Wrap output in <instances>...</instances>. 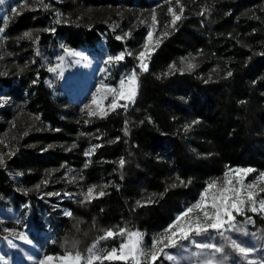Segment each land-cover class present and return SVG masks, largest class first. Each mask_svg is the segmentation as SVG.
<instances>
[{
    "label": "trees",
    "instance_id": "trees-1",
    "mask_svg": "<svg viewBox=\"0 0 264 264\" xmlns=\"http://www.w3.org/2000/svg\"><path fill=\"white\" fill-rule=\"evenodd\" d=\"M183 3L147 70L129 62L138 72L134 100L103 117L81 115L78 105L54 94L42 55L56 36L71 47L93 44L105 25L77 20L67 4L69 22L54 34L52 14L38 9L6 28L18 42L11 45L14 61L0 71L10 99L0 107V153L9 151L0 165V194L9 196L11 172L21 174L17 183L26 191L17 197L24 203L36 199L42 182L59 193L76 191L63 201L70 216L50 220L54 255L85 252L111 229L149 236L230 168L264 171V0ZM109 45L121 47L114 39ZM193 56L196 66L183 69ZM90 188L92 197L83 201Z\"/></svg>",
    "mask_w": 264,
    "mask_h": 264
},
{
    "label": "rangeland",
    "instance_id": "rangeland-1",
    "mask_svg": "<svg viewBox=\"0 0 264 264\" xmlns=\"http://www.w3.org/2000/svg\"><path fill=\"white\" fill-rule=\"evenodd\" d=\"M67 4L77 10V20H84L83 23L87 24L88 22L89 25L94 22L100 23L107 28L93 44L83 43L78 47H71L62 38L56 36L55 39L50 38L49 41L54 42V44H48L47 49L43 51V55L42 51L39 50L42 55V64L46 66L48 72V85L51 86L54 94L65 96L70 103L78 105L81 115L83 113L88 115L89 108L96 109L97 105L93 103L94 94H96L97 103L105 111H111L108 110L107 106L111 104L115 96L107 94L101 88V85H109L119 90L121 79L131 75L134 71L138 81V72L129 62L135 60L139 72L144 71L140 68L141 61L138 54L144 51L148 32L152 31L153 33V43L150 46L154 49L157 46L155 41L160 42L178 21L175 24L172 23L173 13L168 11L169 7L179 16L181 8L184 7L183 0H179V3H177V0H0V29H3V31H0L1 72L6 71L7 60L14 61L16 57L12 53L11 45L15 44L16 41L18 42V40L16 36L6 34V28L11 21L24 11L38 9L52 14L51 24L49 23L48 28L54 34L56 26L65 25L69 22L66 13L68 10ZM13 9H16V11L13 12ZM153 13L156 17L155 23ZM116 37H121V39L118 40ZM112 39L118 40L121 47L118 49L110 48L109 42ZM65 49L69 51H65ZM122 52L125 53L122 60L108 62L110 56H116ZM75 53H79V55ZM127 57L130 58L129 61ZM148 57L145 58L146 63ZM189 64L193 65L190 69L196 66L195 56L185 59L182 62V68L188 70ZM49 69H55V71ZM98 88H101V91L98 92ZM0 97L3 98L0 99V107L10 100L6 87L0 88ZM131 102L121 99L118 104L123 106ZM86 105L89 108H86ZM92 150V148L88 150L87 157L91 156ZM8 155L9 151L6 149L0 153L3 162ZM2 164L0 163V165ZM230 169H249V167L238 166ZM65 172L75 174L68 167ZM262 172L264 171L248 173L244 177V183L249 184L257 181V177ZM20 175L11 172L9 177L13 184L9 190V196L0 194V264H40L45 256L53 257L51 264H63L59 257H62L66 252L54 255L48 247L52 240V228H54L50 220H53V216L55 219L58 216H70L66 215V213H70V207L63 201L74 200L77 193L68 190L61 193L52 189L49 190L47 189L49 187L48 183L42 182L41 185L36 186V199L33 202L27 200L24 203L19 201L17 197V194L26 191L23 185L17 183ZM238 176H240V173H230L229 178L235 182ZM224 178L223 175L215 181L219 185H223ZM207 185L198 192L194 199L183 204L179 210L175 211L166 226L159 228L149 236L140 230L129 231L122 228L124 232L121 234V229H111L114 233L113 237L100 239L105 236V232L98 236L85 252L79 253L87 257V250L93 245H96L97 255L106 254L113 248L119 249L121 243L128 241V234L131 232L142 234L141 246L147 252L151 249L154 238H157L180 213L201 199V193ZM236 186L239 187V185ZM259 188H264V181H257V189ZM260 194L261 192L257 191V208L259 207V201L264 200ZM87 195L88 190L87 194H84L83 201L87 200L85 198ZM198 214V211L193 213V215ZM234 215H236V229L242 230L226 228L223 236L216 231H210L205 236L193 237L195 243H213L222 248V252L214 253L212 249H199L192 241H182L177 247L165 249L166 254L175 257L174 260L169 261L166 255H162L154 264H199L201 260L208 258L217 260L219 264H257L259 260L264 259V225L256 223L254 219L257 216L258 219L264 220V213L259 211L253 213L251 205H246L243 215L235 213ZM247 217L252 218V223L246 222ZM233 241L243 247H252L254 251L246 256H241L232 248ZM160 247H163V245H160ZM110 262L124 264L123 261H94L93 264H110ZM143 264H147V262L143 261Z\"/></svg>",
    "mask_w": 264,
    "mask_h": 264
},
{
    "label": "snow or ice",
    "instance_id": "snow-or-ice-1",
    "mask_svg": "<svg viewBox=\"0 0 264 264\" xmlns=\"http://www.w3.org/2000/svg\"><path fill=\"white\" fill-rule=\"evenodd\" d=\"M177 3H179V0H177ZM15 11L16 9H13V12ZM168 11L173 13L172 23L175 24V22L180 19V16L176 15L171 7H169ZM182 11L183 9L181 8V12ZM155 20V13H153L154 23ZM0 31H3V29H0ZM30 35L31 34L29 32L24 33L25 37H30ZM152 36V31H149L147 34V41L144 45V51H141L138 54V58L141 61L140 68L144 71L147 70L145 58L154 50L150 46L153 43ZM116 39L119 40L121 37H116ZM155 43L158 45L159 41L157 40ZM65 51L69 50L65 49ZM75 54L79 55V53ZM124 56L125 53L123 52L116 56H110L108 58V62H119L124 58ZM191 67H193V65L189 64L188 68L190 69ZM49 70L55 71V69ZM229 75H231V73H229ZM101 88L107 94L115 96L111 104L107 106L108 110H115L118 106H120L118 104L119 100H134L138 89L137 75L134 71L131 75L121 79L119 90L109 85H101ZM101 88H98L97 91H101ZM105 98L107 97L105 96ZM0 99L3 98L0 97ZM93 103L97 105L95 110L89 108L88 105L85 106L86 108H89V116L99 115L103 117L107 115V111H105V109L97 103L96 94L93 95ZM123 106L127 107V104ZM88 154L89 153H86V155ZM0 163H3L2 158H0ZM121 164H123V160L121 161ZM252 171L254 170L250 168L235 170L229 169L224 173L225 178L223 185H219L215 180L209 183L205 190L201 193V199L196 204L180 213L175 220L169 224L161 234L158 235L157 238H154L151 249L147 252H145L141 246L142 234L139 232H131L128 234L129 239L127 242L121 243L119 249L113 248L106 254L97 255L96 245H93L87 250V257L83 256L79 252H66L62 257H59V259L63 262V264H93L94 261H123L124 264H129V262H131V264H143V261H146L147 264H154V262L162 255H166V258L169 261L174 260L175 257L166 254L165 249L177 247L182 241H192L195 243L193 237L205 236V234L210 231H216L223 236L226 228L242 230L236 229V215H234V213L243 215L246 205H251V211L253 213L258 211L264 213V200L259 201L258 208L256 206L257 191L264 192V188L257 189V181H264V172L259 174L257 181L245 184L244 177ZM230 173H240V176H238L235 182H233V180L229 178ZM236 185H239V187ZM92 191L93 190L91 188L88 190V195L85 197L86 199H90L92 197ZM99 195L102 196L104 193L101 192ZM196 211H198L199 214L193 215ZM66 215H70V213H66ZM246 222L252 223V218L247 217ZM120 232L123 234L124 229H121ZM113 236L114 233L109 230L106 232L105 236L100 239L111 238ZM160 245H163V247H160ZM195 246L199 249H212L214 253H220L223 251L222 248L217 247L213 243H195ZM232 248L241 256H246L254 251L252 247H243L235 241L232 242ZM52 260V256H45L44 259L40 261V264H51ZM199 264H219V262L213 258H208L201 260ZM257 264H264V259L259 260Z\"/></svg>",
    "mask_w": 264,
    "mask_h": 264
}]
</instances>
